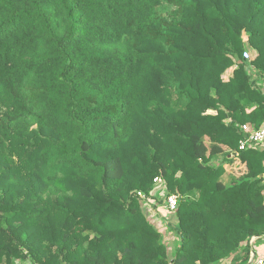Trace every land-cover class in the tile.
<instances>
[{
    "label": "trees",
    "instance_id": "obj_1",
    "mask_svg": "<svg viewBox=\"0 0 264 264\" xmlns=\"http://www.w3.org/2000/svg\"><path fill=\"white\" fill-rule=\"evenodd\" d=\"M246 124L264 0H0V264L245 263L264 239ZM157 177L172 239L136 197Z\"/></svg>",
    "mask_w": 264,
    "mask_h": 264
},
{
    "label": "built area",
    "instance_id": "obj_2",
    "mask_svg": "<svg viewBox=\"0 0 264 264\" xmlns=\"http://www.w3.org/2000/svg\"><path fill=\"white\" fill-rule=\"evenodd\" d=\"M243 58L245 61H247L249 59L248 53L245 52L243 54ZM240 131L243 134L242 140L239 142L240 151H244L248 148L264 147V124L259 128L246 124L240 127ZM150 195L151 197L158 196L162 198L164 201V209L167 212H175L178 206V197L168 193L164 189L163 181L160 177L154 179V187ZM136 197L140 200V202H145L147 200V196L142 192H137ZM252 239H250L249 243H251ZM251 257L252 258L249 259L247 264H264V257L260 259H254L252 255Z\"/></svg>",
    "mask_w": 264,
    "mask_h": 264
},
{
    "label": "rangeland",
    "instance_id": "obj_3",
    "mask_svg": "<svg viewBox=\"0 0 264 264\" xmlns=\"http://www.w3.org/2000/svg\"><path fill=\"white\" fill-rule=\"evenodd\" d=\"M251 77H255L253 71H249ZM155 201L150 202L151 199L145 202L141 201V210L144 215L160 230L164 235H168L172 239L170 226L172 225V215L165 212L164 201L162 198L156 196ZM161 200V202H159ZM20 264H30L29 262H20Z\"/></svg>",
    "mask_w": 264,
    "mask_h": 264
},
{
    "label": "crops",
    "instance_id": "obj_4",
    "mask_svg": "<svg viewBox=\"0 0 264 264\" xmlns=\"http://www.w3.org/2000/svg\"><path fill=\"white\" fill-rule=\"evenodd\" d=\"M232 156H229L228 158H231ZM222 160V158H215L213 160V165H216L218 163H220ZM228 176V175H227ZM263 184H264V175H263ZM165 212H167L165 210ZM247 249L249 250V256H248V260L245 263H240L241 258L240 256L243 255V253H245L246 248L243 247L240 249V251L238 252V254L236 255L237 258L235 261L234 257L231 259H227L225 261H223L221 264H247L249 259H251V255L253 256L254 259H260L264 257V239H258V238H253L251 243H248L247 245Z\"/></svg>",
    "mask_w": 264,
    "mask_h": 264
}]
</instances>
